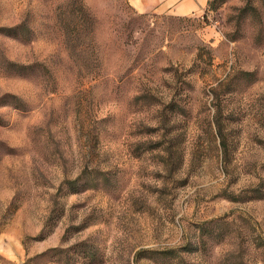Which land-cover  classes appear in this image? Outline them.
I'll list each match as a JSON object with an SVG mask.
<instances>
[{"label": "rangeland", "instance_id": "obj_1", "mask_svg": "<svg viewBox=\"0 0 264 264\" xmlns=\"http://www.w3.org/2000/svg\"><path fill=\"white\" fill-rule=\"evenodd\" d=\"M209 1L0 0V264H264V0Z\"/></svg>", "mask_w": 264, "mask_h": 264}, {"label": "crops", "instance_id": "obj_2", "mask_svg": "<svg viewBox=\"0 0 264 264\" xmlns=\"http://www.w3.org/2000/svg\"><path fill=\"white\" fill-rule=\"evenodd\" d=\"M138 13L166 11L175 16H186L202 11L207 0H127Z\"/></svg>", "mask_w": 264, "mask_h": 264}, {"label": "trees", "instance_id": "obj_3", "mask_svg": "<svg viewBox=\"0 0 264 264\" xmlns=\"http://www.w3.org/2000/svg\"><path fill=\"white\" fill-rule=\"evenodd\" d=\"M214 1H216V0H211V1H209V5H210V3L212 4ZM6 30L9 31V30H11V28H7ZM6 65H7V67L12 68L13 71H18V70H21V69L24 68V66H22V65H18V64H16V63L11 62V61H6ZM12 98H15V97H12ZM82 245H84V242L78 243V244H76V245L73 246V247H80V246H82ZM59 250H62V249H59ZM44 255H46V252H41V253L39 254V256H44Z\"/></svg>", "mask_w": 264, "mask_h": 264}]
</instances>
